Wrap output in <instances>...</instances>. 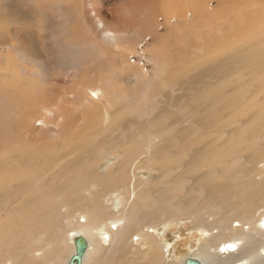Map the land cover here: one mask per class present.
Wrapping results in <instances>:
<instances>
[{
	"label": "rangeland",
	"instance_id": "rangeland-1",
	"mask_svg": "<svg viewBox=\"0 0 264 264\" xmlns=\"http://www.w3.org/2000/svg\"><path fill=\"white\" fill-rule=\"evenodd\" d=\"M61 1L65 10L76 6L74 0ZM77 7L79 20L85 22L93 33L105 27L116 33L125 32L124 44L133 45L132 50L101 45L106 52L79 72L88 74L86 79L82 80L79 75L69 88L64 85L56 91L49 90L47 95H39L36 102L48 100L53 104L54 97L64 98L58 106L69 123L63 125L64 129L50 125L37 134L26 128L18 129L0 142V157L37 158L39 161L33 162L31 168L40 167L43 173L46 170L53 172L55 177L51 185L54 188L63 185L71 170H66L65 162L70 149L84 145L88 149L96 147L87 144L94 132H98L100 123L83 110L74 109L75 101L71 102L65 96L69 92L79 94L80 85L94 83L91 74L94 69L103 79L118 83L116 89H123L127 96L135 88L131 84L136 76L140 80L138 85L149 82L158 86L167 82L169 89L160 91L158 99H169L171 89L187 92L193 88L195 93L184 112L170 114L169 126L165 122L161 127L160 124L150 127L151 130L163 129L164 133L161 131L155 136H162L165 141L153 144L154 151L149 157L140 155L135 160L137 165H129L122 178L108 176L107 181H94L93 187L87 186L77 197L67 198L66 206L54 208L58 205L55 197L47 195L41 199L44 195L41 189V195L29 193L16 199H13V194L0 192V198L12 196L0 203V264H42L33 260V248L53 246L60 238H68L72 233L68 223L76 224V216L81 210L101 211L104 204L101 199L87 200L96 194L94 188L113 201L111 207L117 205L120 198L130 197L132 200L135 211L127 229L122 231L124 238L132 237L142 226H152L146 215L161 210L166 212L165 219L159 220L154 230L159 244L164 248L170 245V250L163 261H152L134 254L124 244H116L107 254L103 250L102 255L91 256L86 264H178L196 255L210 232H219L221 220L231 223L236 219L230 225L235 227L239 222L238 229L250 231L245 215L250 212L253 218H258L264 212V124L255 127L252 133L245 128L256 121L260 113L253 112L248 116L240 112L235 114L222 108L226 103L216 102L235 97L239 87H236L232 75L227 81L234 88L225 95L214 94L205 101L206 106L200 104L198 108L191 103L196 102L203 85L215 81L214 75L229 74L230 63L235 60L240 42L254 31L262 34L264 0H81ZM12 27L14 24L0 13V33H7L6 37L10 38ZM137 51L140 53L138 59L134 55ZM3 73L2 86L20 85L22 79L17 71L11 77L6 69ZM259 94L263 96L264 91ZM261 121L263 123V117ZM166 130H171V134L166 136ZM195 130L202 133L195 134ZM182 131L183 136L180 135ZM129 136L130 132L127 133ZM79 141L83 145L76 144ZM115 152L110 151L105 160L98 158L99 163L87 165V168L99 177L106 175V169L114 171L120 159ZM96 153L105 154V150L97 147ZM12 164L6 168L13 169L15 166ZM20 184V181L12 179L11 192L14 193ZM38 184L39 181L34 182L35 187ZM165 198L185 209L179 212L170 209ZM38 210H42L49 219L46 227L39 221H36L39 227L34 224L33 212ZM66 213L68 218L62 223ZM79 221L83 219L79 218ZM237 241L240 250L244 249L247 242ZM66 243L69 244L65 242L64 248ZM261 249L258 251L264 254ZM54 254L56 250L52 248L48 256ZM37 255L45 256L43 251ZM67 255L60 253L58 261L63 263ZM205 263L212 264L208 260Z\"/></svg>",
	"mask_w": 264,
	"mask_h": 264
},
{
	"label": "bare ground",
	"instance_id": "bare-ground-1",
	"mask_svg": "<svg viewBox=\"0 0 264 264\" xmlns=\"http://www.w3.org/2000/svg\"><path fill=\"white\" fill-rule=\"evenodd\" d=\"M80 1L74 0L76 6H71L74 7L71 10H65L61 0L54 2L51 0L0 1L1 15H5L8 21L14 24V27L9 30L10 38L6 37L7 33H0V142L7 140L13 132L21 128H26L33 134L44 132L50 125L64 129L63 125L69 121L58 106L64 98L54 97L53 104L48 100L36 102L35 99L39 98V95H47L49 90L56 91L64 85H68L69 88L77 81L79 75L82 80L86 79L89 75L79 74V72L86 66H91L97 56L106 52L101 45L122 47L129 52L132 50L133 45L125 46L123 41L125 32H121L122 30H119L121 33H116L105 27L95 34L85 22L80 21V14L77 11L80 7H77V4ZM261 30H263L262 34L259 35L254 31L239 43L235 60L230 63L229 74L214 75L215 81L203 85L196 102L191 103L198 108L200 104L206 106L205 101L214 94L225 95L229 89L234 88L233 85H228V76H234L235 85L239 87L235 97L223 98L216 102L226 103L222 105V108L235 114L240 112L248 116L253 112H259L260 115L256 121L250 122L245 128H248V133L254 132L255 127L264 124V95L259 94L264 91V27ZM139 54V51L134 53L137 59L140 58ZM64 61H66L65 65H63ZM4 69L7 70L9 77L15 71L19 73L22 79L19 86L1 85ZM117 70L120 72L119 69ZM91 74L94 76V83L91 81L86 85H80L79 94L69 92L65 93V96L71 102L75 101L74 109L83 110L100 123L97 126L98 132H94L95 135L89 138V144H87L96 147L88 149L84 145L71 148L65 159L66 170L71 169L68 171L69 177L63 185L55 188L51 185L55 177L53 172L46 170L43 173L40 167L31 168L33 162L39 161L37 158L26 160L22 156H2L0 157V192L13 194V199H16L19 196H27L29 193L41 195L39 191L41 189L44 192L41 199L46 198L47 195L55 197L54 200L58 202V205L53 206L54 208L66 206L67 198L77 197L87 186H94V181H107L108 176L122 178L129 165H137L135 160L140 155L149 157L154 151L153 144L165 141L162 136L158 138L155 136L161 131L164 133L163 129L151 130L150 127H158V124L161 127V124L165 122L166 126H169L170 114L184 112L195 93L193 88L187 92L171 89L169 99L159 98V100L158 93L169 89L167 82L164 81L158 86L149 82L138 85L140 80L136 76L131 84L135 88L132 94L127 96L123 89H116L118 83L103 79L97 74L96 69ZM261 117H263V123L260 122ZM128 132H130L129 137H127ZM171 132L166 130L165 135H170ZM194 133L201 134L202 131L195 130ZM244 134L247 133L244 132ZM180 135L183 136V131ZM76 144L83 145L80 141ZM97 147L105 150V154L98 155ZM114 150H116L114 154L120 158L114 171L110 168L106 169V175L99 177L96 172L87 168V165L99 163L98 158L100 161L105 160L110 155V151ZM11 162L15 167L6 168V165ZM12 179L21 183L14 193L10 190ZM35 181L44 183L35 187ZM172 188L169 187V189ZM94 190L97 191L96 194L87 200L101 199L104 202L101 211L81 210L76 216V224L68 223V228L72 232L70 236L60 238L53 246L50 244L33 248V260L43 262L42 264H67L69 257L74 253V239L82 236L87 241V245L80 264H86L93 255L97 257L102 255L103 250H106L105 254L109 253L112 246L116 244L130 247L134 254H140L143 258L163 261L165 254L170 250V245L164 248L159 244L154 227L159 220L165 219L166 212L161 210L146 215L147 219L150 218L149 222L152 226H142L137 229L135 235L124 238L122 231L127 229L135 211V207L131 205L132 200H129L130 197H125L124 200L120 198L117 205L111 207L113 201L106 199V196L98 189L94 188ZM87 195L90 194L87 192ZM12 196L0 198V203ZM164 201L169 202L166 198ZM168 205L176 212L185 209L170 202ZM251 214L248 212L245 215L249 220L250 231L244 232L238 229L241 225L239 222L235 227L230 225L232 221H237L236 219L231 223L221 220L219 232H210L196 255L191 258L203 264H206L205 260L212 264L264 263V254L258 251L260 247L264 250V212H261L258 218H253ZM33 215L36 226L39 227L36 221H39L43 227L47 226L49 219L45 217L42 210L34 211ZM64 217L62 223L67 220L68 213ZM79 218L83 221L80 222ZM21 232L23 233L24 230L22 229ZM237 240L247 242L244 249L240 250ZM67 241L69 244L66 243L64 248V243ZM52 248L56 250V254L49 257L48 254ZM39 251H43L46 257L37 255ZM60 253H68L63 263L58 261ZM239 255L243 258L237 259L236 256ZM185 261L186 258L178 264H185Z\"/></svg>",
	"mask_w": 264,
	"mask_h": 264
},
{
	"label": "water",
	"instance_id": "water-1",
	"mask_svg": "<svg viewBox=\"0 0 264 264\" xmlns=\"http://www.w3.org/2000/svg\"><path fill=\"white\" fill-rule=\"evenodd\" d=\"M74 253L69 257L67 264H80L82 254L87 245V241L82 236H77L74 239ZM185 264H203L195 258H186Z\"/></svg>",
	"mask_w": 264,
	"mask_h": 264
}]
</instances>
